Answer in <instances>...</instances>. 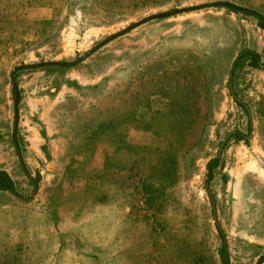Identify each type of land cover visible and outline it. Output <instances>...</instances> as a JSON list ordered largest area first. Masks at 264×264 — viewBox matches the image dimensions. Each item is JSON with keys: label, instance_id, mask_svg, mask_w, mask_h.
I'll return each instance as SVG.
<instances>
[{"label": "rangeland", "instance_id": "1", "mask_svg": "<svg viewBox=\"0 0 264 264\" xmlns=\"http://www.w3.org/2000/svg\"><path fill=\"white\" fill-rule=\"evenodd\" d=\"M254 13L264 0H0V264H220L222 242L264 264V65L234 67L245 48L264 61Z\"/></svg>", "mask_w": 264, "mask_h": 264}, {"label": "trees", "instance_id": "2", "mask_svg": "<svg viewBox=\"0 0 264 264\" xmlns=\"http://www.w3.org/2000/svg\"><path fill=\"white\" fill-rule=\"evenodd\" d=\"M255 17L257 19V25L261 27L262 29H264V16L260 14H255ZM245 59L248 60V64L255 66V67H261L262 65H264V61H261V55L259 54V52L253 49L245 48L241 51L240 55L235 60L234 67L237 66V64L240 61L245 60ZM55 67L60 68L62 67V65H56ZM238 103L242 104L239 101ZM248 128H249V123H248ZM233 134L238 137L242 136L240 131L238 130H234ZM220 161H221L220 157L215 156L206 162V173H205L206 182L209 183L213 179L216 173L215 171L217 167L220 166L219 165L221 163ZM3 190L14 191L15 184L12 178L10 177V175L5 170L0 169V191H3ZM217 253L219 256L220 264H230L229 256H228L225 244L223 242L220 244V247L218 248ZM262 257H264V255Z\"/></svg>", "mask_w": 264, "mask_h": 264}, {"label": "water", "instance_id": "3", "mask_svg": "<svg viewBox=\"0 0 264 264\" xmlns=\"http://www.w3.org/2000/svg\"><path fill=\"white\" fill-rule=\"evenodd\" d=\"M226 4L229 5V6H232L233 8H238V9H240V7H238V6H236V5H233V4H231V3H226ZM195 7H197V6H193L192 8H195ZM166 14H167V13H156V14H152V15H149V16H147V17H144V18H142V19H140V20H138V21H135V22H133V23L127 25V26L124 27L123 29H121V30L117 31L116 33H113V34L109 35L108 37H106L105 39L101 40L99 43H97L95 46H93L91 49H89L86 53H84L81 57H79V58L76 59L75 61H78V60H80V59H83V58H84L89 52H91L93 49H95L97 46H99L100 44H102V43L105 42L106 40H108V39H110V38H112V37H114V36H116V35H119V34L125 32V31L130 30V29H131L132 27H134L135 25H137V24H139V23H141V22H143V21H145V20L151 19V18H153V17L159 16V15H166ZM75 61H73V62H75ZM73 62H72V63H73ZM41 63H49V62L44 61V62H41ZM41 63H36V64H32V65H38V64H41ZM50 63H52V62H50ZM53 63H54V62H53ZM23 66H29V65H23ZM229 76H230V75H229ZM14 95H15V98H14V111H15V118H17V109H16V107H17V103H18V92H17L15 86H14ZM14 137H15V134H14ZM206 189H207L208 194H209V197H210V199H211V201H212V209H213V213H214V220H215L216 224L218 225V222H217V220H216V215H215V209H214V203H213V199H212V194H211V191H210L209 187H206ZM218 227H219V225H218Z\"/></svg>", "mask_w": 264, "mask_h": 264}]
</instances>
